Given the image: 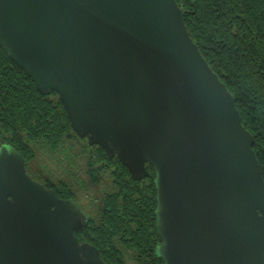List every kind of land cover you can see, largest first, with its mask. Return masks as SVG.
<instances>
[{
  "label": "water",
  "instance_id": "1",
  "mask_svg": "<svg viewBox=\"0 0 264 264\" xmlns=\"http://www.w3.org/2000/svg\"><path fill=\"white\" fill-rule=\"evenodd\" d=\"M0 45L74 131L129 168L155 170L165 264H264V178L235 98L176 0H0ZM0 144V264H107L80 242L77 203Z\"/></svg>",
  "mask_w": 264,
  "mask_h": 264
},
{
  "label": "trees",
  "instance_id": "2",
  "mask_svg": "<svg viewBox=\"0 0 264 264\" xmlns=\"http://www.w3.org/2000/svg\"><path fill=\"white\" fill-rule=\"evenodd\" d=\"M176 2L194 43L235 98L243 125L255 139L264 178V0ZM73 140L85 146L90 186L102 183L108 173L112 177V188L94 199L97 211L75 232L79 241L92 243L107 264H165L156 251L161 240L153 166L148 165L150 177L135 180L102 146L88 144L74 131L59 94H41L0 45V144H12L23 154L30 176L80 206L73 198L74 181L51 178L47 164L38 173L30 166L41 152L64 157V146Z\"/></svg>",
  "mask_w": 264,
  "mask_h": 264
},
{
  "label": "rangeland",
  "instance_id": "3",
  "mask_svg": "<svg viewBox=\"0 0 264 264\" xmlns=\"http://www.w3.org/2000/svg\"><path fill=\"white\" fill-rule=\"evenodd\" d=\"M65 156L59 157L55 154H46L41 152L39 160L35 159L31 162V170L34 173L41 171L43 165H48L49 176L54 179L66 178L74 181L77 196H73L75 200H78L81 206V210L84 212L85 217L91 215L97 211L98 202L94 199L97 196H101L112 188L111 173L107 174L105 180L97 186H90L88 179L85 177V165L88 158L85 157V146L79 140H73V142L66 143ZM42 151V148H39ZM41 169V170H40ZM46 171V172H47ZM72 195L73 192H72ZM87 219V218H86ZM131 264V263H130Z\"/></svg>",
  "mask_w": 264,
  "mask_h": 264
}]
</instances>
